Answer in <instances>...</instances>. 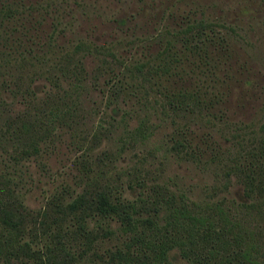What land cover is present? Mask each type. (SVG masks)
Instances as JSON below:
<instances>
[{"label": "trees", "instance_id": "1", "mask_svg": "<svg viewBox=\"0 0 264 264\" xmlns=\"http://www.w3.org/2000/svg\"><path fill=\"white\" fill-rule=\"evenodd\" d=\"M71 2L0 0V264H264V135L236 130L229 150L201 132L206 121L226 117L242 83L236 72H247L233 66L229 28L189 8L179 18L170 13L165 25L153 19L154 33L122 53L82 41L66 49L58 41ZM116 26L129 31L127 19ZM93 53L110 59L96 71L101 86H89L102 98L89 112L108 128L88 130L81 56ZM167 123L166 151L196 166L204 158L205 165L224 163L240 198H196L158 182L154 157L142 151ZM115 132L111 152L93 158ZM248 139L259 152L245 149ZM140 147L118 183L109 182L112 165ZM60 153L74 156L84 173L82 192L54 187L41 208L29 209L26 197L40 182L31 168Z\"/></svg>", "mask_w": 264, "mask_h": 264}, {"label": "rangeland", "instance_id": "2", "mask_svg": "<svg viewBox=\"0 0 264 264\" xmlns=\"http://www.w3.org/2000/svg\"><path fill=\"white\" fill-rule=\"evenodd\" d=\"M71 3L72 13L65 21L68 22V29L58 41V44L66 49L82 41L100 47H111L116 54L122 53L127 51L135 40L154 33L153 19L156 21L163 19L164 24L170 13L179 18L186 14L189 8H195V17L198 19L204 18L210 23L217 21L225 25L231 31L230 35L235 45L233 66L236 65L237 70L243 66L247 72L242 76L236 72L241 79L239 83H242L240 87H235L229 97L226 117L211 123L206 121L204 123L206 127L201 132L212 133L222 148L229 150L235 149L232 148V142H235L233 137L238 135L236 130H240L241 136L248 134L250 138L264 135V126L261 127L264 125V0H74ZM120 19L129 21V31L117 28L116 21ZM156 49L155 47L153 52ZM81 57L87 74V81L84 84L87 92L81 96V103L84 112L91 114V118L84 122L85 129L87 127L90 130L93 124L108 128V125L103 124L104 119L100 114L89 112L90 107L93 110V104L102 99L99 91L97 89L93 91L89 86L97 82L96 80L101 86L103 80L99 81L102 77L96 71L110 62V59L95 53L82 54ZM42 82L38 84L41 85ZM84 112L81 113L82 117ZM154 124L158 125V122ZM171 133L172 127L169 123L161 124L153 131L150 143L142 151L150 152L154 157L155 168L151 169V174L154 171L159 183L166 181L181 190H189L190 195L196 198L215 194L220 199L230 202L241 197L242 188L237 179L234 176L228 178L224 176V163L205 165L204 158V164L196 166L168 153L164 143ZM119 134L115 132L107 135L111 140L103 138L91 156L100 157L104 151L111 152ZM249 142L250 139L242 142L245 149L250 151L256 148L255 151L259 152L258 144L251 145ZM142 149L141 147L129 149L122 163L121 161L114 163L112 165L114 168L107 172L110 173V176L109 174L107 176L108 181L118 183L124 167L132 166L136 152L140 153ZM73 159L74 156L70 154L60 153V156L53 155L48 160H43L42 163L47 164L44 168L35 165L31 168L40 182L26 197L29 209L36 211L41 208L45 201V190L54 187L60 186V190L72 195L82 192L84 173L74 164ZM130 162L132 163L129 164ZM39 175L41 177H38Z\"/></svg>", "mask_w": 264, "mask_h": 264}]
</instances>
